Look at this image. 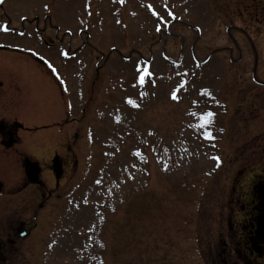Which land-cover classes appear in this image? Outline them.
Listing matches in <instances>:
<instances>
[{"label":"rangeland","instance_id":"rangeland-1","mask_svg":"<svg viewBox=\"0 0 264 264\" xmlns=\"http://www.w3.org/2000/svg\"><path fill=\"white\" fill-rule=\"evenodd\" d=\"M0 44V131L35 134L0 132V237L37 224L5 264H224L264 179V0H2Z\"/></svg>","mask_w":264,"mask_h":264},{"label":"flooded vegetation","instance_id":"flooded-vegetation-1","mask_svg":"<svg viewBox=\"0 0 264 264\" xmlns=\"http://www.w3.org/2000/svg\"><path fill=\"white\" fill-rule=\"evenodd\" d=\"M6 130L5 132H3ZM2 129L0 132L3 134H7L9 138L7 140H4L3 144L6 146V150L14 149L19 147L20 149L25 146L21 144V135L17 134L18 129ZM30 136V139L34 138L33 133ZM48 136H51L50 133L47 134ZM14 136V139H12ZM18 136L19 139H17ZM45 136V135H44ZM30 139H24L25 143L28 142ZM18 142V143H17ZM17 143V144H15ZM15 144V145H14ZM11 146V147H10ZM52 157V163L48 162L47 167L48 169L54 170L56 172V176L58 175L60 177L63 175L65 168L69 163V159L66 157L61 158L58 156L57 153H54ZM28 159V158H27ZM66 166V167H65ZM41 166L38 163V161H32V160H25V173L27 175L28 180L35 182L36 180H40V173ZM56 179V181H57ZM242 201H240L241 198H238L236 200V205L239 206L240 210L238 211L243 215V219L241 221H237V224L234 225L232 223V220H229V229L233 233V237L236 240L234 244H238L240 247L244 245V248L242 252H239V249L236 248V246L233 244H230L231 242H227L224 238L223 241V248L220 251L219 259L222 263H226L230 260V255L233 253L236 254V261H240L245 259V257H249L250 254L251 257L255 255V264H261V259L264 260V179H260L258 181H254L251 186V190L248 194L242 195ZM231 215V214H230ZM24 223V222H22ZM234 226H236L234 228ZM17 230V228H16ZM17 234V233H16ZM16 236V235H15ZM9 236L7 237L8 241L6 244H17L16 238L17 237ZM9 239H14L12 242L9 241ZM237 240H240L239 242ZM222 244V243H221ZM229 245V246H228ZM255 246V248L253 247ZM6 252V249H5ZM249 252V253H248ZM242 257V259H241ZM251 257L250 260L252 259ZM5 260H6V254H5ZM248 264H254L252 261L247 262Z\"/></svg>","mask_w":264,"mask_h":264},{"label":"snow or ice","instance_id":"snow-or-ice-1","mask_svg":"<svg viewBox=\"0 0 264 264\" xmlns=\"http://www.w3.org/2000/svg\"><path fill=\"white\" fill-rule=\"evenodd\" d=\"M0 2H2V0H0ZM121 2H123V0H121ZM173 15H174V14H173ZM5 27H6V26H5ZM65 54L67 55V53H65ZM146 74H147V73H146ZM140 81H141V83L144 82V75H141V76H140ZM172 95H173L174 98H178L177 95H176V92H173ZM136 106L139 107V105H136ZM214 116H215V113H213V112H208L207 115H206V118H205V123H208V124L212 123V120H211L210 118H211V117H214ZM205 135H206L207 137H209V138H214L213 135H212V132H210V131H209V132H206ZM216 159L219 160L220 157L217 156Z\"/></svg>","mask_w":264,"mask_h":264},{"label":"water","instance_id":"water-1","mask_svg":"<svg viewBox=\"0 0 264 264\" xmlns=\"http://www.w3.org/2000/svg\"><path fill=\"white\" fill-rule=\"evenodd\" d=\"M33 226H34V223H33V222L28 223V224L26 225V228L20 233L21 236H26V235L30 232V229H31ZM0 245H1V247L3 248V243H2L1 240H0Z\"/></svg>","mask_w":264,"mask_h":264}]
</instances>
